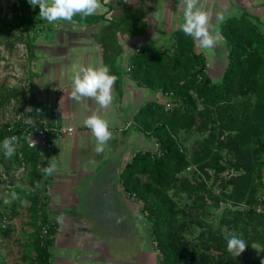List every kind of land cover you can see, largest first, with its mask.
I'll return each mask as SVG.
<instances>
[{
  "label": "trees",
  "instance_id": "16d2710c",
  "mask_svg": "<svg viewBox=\"0 0 264 264\" xmlns=\"http://www.w3.org/2000/svg\"><path fill=\"white\" fill-rule=\"evenodd\" d=\"M106 6L105 13L87 17L76 14L73 20L100 25L96 40L102 47L103 65L110 68V75L117 77L114 87L121 95L123 71L117 63L124 51L119 35L140 37L151 26L146 21L143 2L124 6L112 18L107 15L114 7ZM10 10V19L0 18V45L23 44L32 62L36 56L31 33L47 20L39 16V6L34 8L28 0H14ZM20 30L23 33H19ZM219 35L228 50L219 82H214L208 73L206 55L197 51L196 41L182 29L173 32L169 48L140 49L127 63V73L137 87L171 96L175 101L169 109L163 101H148L134 114L132 127L154 139L158 148L136 152L120 175L124 192L141 202V214L151 224L154 246L161 256L159 264H264V233L260 240L254 238L258 229L264 228V33L244 12L220 22ZM33 87L34 84L25 90L22 86L2 84L0 104L23 102L25 108L33 109L31 115H41L48 106L36 99ZM238 88L251 98L240 116L233 101ZM50 113L55 114L53 107ZM191 129L203 138L195 141L189 152L180 143L179 135ZM11 133L25 140L28 132L18 125L10 131L0 130V169L7 174L15 195L9 213L0 218V235L10 233L11 226L5 225V221L14 218L19 202L28 201L33 232L27 234L28 242L23 245L21 260L25 264H51L50 248L58 223L50 220L48 212L49 176L42 172L47 160L38 149L25 144L14 156L6 158L2 145ZM223 151L233 155L235 162L229 164V168L236 174L221 181V189L212 198V206L216 208L226 204L220 225L215 229L200 217L204 209L202 201L191 208H180L175 196H198L201 188L207 187L202 180L198 182L185 176V171L199 176L213 171L212 175L221 177L225 169ZM23 166L26 178L24 186L20 187L19 180L10 172ZM190 224L201 229L195 244L185 236ZM225 229L234 233L226 235ZM232 236L243 239L248 245L239 257L228 251L227 240ZM256 243L262 248L259 255L254 248Z\"/></svg>",
  "mask_w": 264,
  "mask_h": 264
},
{
  "label": "crops",
  "instance_id": "0c3cea01",
  "mask_svg": "<svg viewBox=\"0 0 264 264\" xmlns=\"http://www.w3.org/2000/svg\"><path fill=\"white\" fill-rule=\"evenodd\" d=\"M110 1L100 0V8L95 14L107 12L106 4ZM142 2L146 9V21L151 27L140 37L119 35V43L124 51L117 63L123 71L122 94L119 95L113 85V100L106 109L101 108L91 98H82L77 102L71 97L74 75L81 68L103 66L102 47L96 40L100 25L80 24L76 20L73 22L60 20L56 23L45 21L42 25L45 24L46 28L42 30L43 27L39 24L40 26L37 27L42 28L37 33H31L34 38L36 59L27 66L28 74L32 76L30 78L33 80L35 97L48 106L47 110L50 111V107L55 109V115L57 114L61 125L73 126L76 129L72 136L61 139L58 142V149L47 157L49 163L54 162L57 166V171L51 175L50 190L58 195V191L63 188V210L57 215L70 220L71 228L80 231L84 237L91 238L90 242L96 241L88 248H83L77 241L71 246V241H68L63 247L71 248L69 254H65L66 250L61 251L62 247L59 245L56 250L59 251L58 253L61 251L64 264H73V262L74 264H159L161 259L154 246L151 228L146 222L147 219L141 214V207L139 209L136 207L138 202L124 192L121 182L122 204L132 228L129 240L121 237L120 241L111 243L110 247L102 240L100 234L94 230L93 233L90 232L85 221L75 217L76 213H80V209L96 211L97 204L94 203L92 195L86 194L85 190L90 185V178L97 168L102 167L108 160L118 161L123 170L135 153H131L132 150L153 151L151 146L157 145L154 139L137 132L132 127V118L146 102L163 101L162 95L148 88L137 87L127 73V63L130 56L140 49L152 46L167 49L172 45L173 32L182 29L184 23V5L181 0H128L127 5L135 6ZM123 7L119 8L122 10ZM198 7L209 12L213 20L217 19L219 14L228 18L239 17L247 12L259 27H264V0H207L206 5L200 0ZM216 22H218L215 26L216 33H219L220 22L218 20ZM160 39H166L168 44L159 46ZM196 49L202 52L197 41ZM216 50V47L211 49L217 60ZM210 53H204L207 55V70L210 77L211 69L215 74L221 72L223 74L226 63L219 69L215 65L210 66L208 57ZM93 114L106 120L112 133L102 153L95 151L98 141L92 130L84 124L85 119ZM63 185L65 188L68 186L65 189ZM56 221L61 227L62 220ZM100 248H106L107 252ZM84 250H90L93 256L84 257L85 255H82ZM117 251L123 255L122 258L116 256ZM142 258H144L143 263H141Z\"/></svg>",
  "mask_w": 264,
  "mask_h": 264
},
{
  "label": "rangeland",
  "instance_id": "374dc122",
  "mask_svg": "<svg viewBox=\"0 0 264 264\" xmlns=\"http://www.w3.org/2000/svg\"><path fill=\"white\" fill-rule=\"evenodd\" d=\"M203 1H204V4L206 5L207 0H203ZM13 2L14 0H0V18L5 19V20L10 19L12 15L10 9L12 7ZM114 8H115L114 10L108 12L109 18L115 17L120 13L121 9L119 7L115 6ZM216 20H217L216 18L214 20L210 18V32L213 35L217 34L215 26L217 25L218 22H216ZM44 22L41 23V26L43 28L36 27L34 31H32V33L33 32L37 33V31L40 30L41 28L42 30L46 28L45 24L42 25ZM53 23H56V22H53ZM259 28L261 31H264V27H259ZM19 33H23V31L20 30ZM16 34L18 35V33ZM158 42H159L158 43L159 46L163 44H168V41L166 39H162V40L160 39ZM215 47L217 48L216 51L218 52L217 60L215 56L212 54V52L214 51H211V49ZM199 48L204 53L211 52L208 56L210 66L213 65L214 67L215 65L219 69V68H222L225 63H227V52H228L227 44L221 38H219L214 44V46L211 47L210 49H203L200 47V45H199ZM30 63L31 62H29L28 60V56L25 52V46L23 44H16L15 47H10L4 44L0 45V86L2 84H6L8 87L22 86L23 88H25V90L31 89L33 80L30 77L32 76L28 74L29 79H23V74H22V72L26 70V67H28ZM210 74L214 82H219L222 78L221 75H223L222 72L215 74V72H213V69L210 70ZM162 99H163V102H165V104L166 103L169 104L170 108L173 107L175 104L174 99H172L171 97L167 98L164 95L162 96ZM233 101L237 105L236 111L238 115L240 116L243 112V109L251 101V98L244 91H242L241 88H238L233 95ZM25 109L26 108L23 102L11 101L9 104H5V105L0 104V130H3L4 128L7 129L9 126H11V124L14 123V116L16 114L23 112ZM239 121H244V118H241V119L239 118ZM201 138L203 137L199 133L194 131L193 129L187 130V131H181L179 135L180 143L189 152L192 151V146L194 142ZM140 148H143V147H140ZM152 148L154 149L153 151H156L158 148V145L155 144L154 147L151 146V149ZM137 150L138 149H134L132 150L131 153L133 152L136 153ZM222 155H223V163L225 165V169L221 177L212 175L213 171H210L209 174L207 175L202 173L200 175L201 177L192 171H185L183 173L185 176L189 178H194L198 182L202 180V182L206 183L208 188L202 187L201 194L198 196L197 195H185V194H180V195L175 196V199L177 200L178 206L180 208H191L193 204L202 201L204 204V209L202 210L200 217L208 226L213 227L215 229L218 228L220 225L223 208L226 206V204H222L220 208H216L212 206V203H211L212 198L221 189V186H220L221 181L226 180L229 177L236 174V173H231L232 171L229 168V164H232L235 162L233 155H229L225 151H223ZM48 164L49 162L46 161L45 167L48 166ZM25 175H26V172H24L20 176L19 174L18 176H15V179L19 177L18 178L19 182L17 183V185H19L20 187L24 186L23 179L26 178ZM51 184H52V176H49L47 188H48V196L50 197V205H49L48 212H49L50 220L52 222H57L56 221L58 220L57 218H62L58 216L57 214L59 213L60 210H63V204H64L62 200V197L64 196L63 191H62L63 188L58 191L57 193L58 195H55L50 190L52 189ZM9 186L10 188H8ZM62 187L65 188V185H63ZM11 188H13V185H11L9 181L3 182L0 180V218L2 214L9 213L10 206L12 202L14 201L15 195L13 194L14 192L11 191ZM141 205H142L141 202H138V205H136V207L139 209ZM28 207H29L28 201L19 202L16 207L14 218L11 221H5V225L11 226V231L10 233L4 236L0 235V264H25L21 260L23 245L26 242H28L27 234L33 232V227L31 226L32 219H31V214L29 212ZM146 222L149 225V228H151L150 222L148 220H146ZM70 225H71L70 220L64 219V218H62L61 227L58 224V233L56 237H54L53 243L50 248L51 264H64L61 251L66 250L65 254L70 253L71 248L63 247L64 243H67L68 241H71V246L74 241H77L78 244L82 246L83 248H88L91 246L92 243L93 244L96 243V241L90 242L92 240L91 238L84 237L80 231L72 229ZM200 232H201V229L199 228L198 225L190 224L188 226V229L185 232V236L190 242L195 244L197 242ZM233 233H234L233 231L225 229L226 235H231ZM263 233H264V228L262 229L259 228L254 238L256 240H260ZM59 245H61L62 247V250L60 251V253H58L59 251L56 250ZM254 248L257 250V254L259 255L262 250L261 246L256 243L254 244ZM100 249L101 250L103 249L102 251L107 252V250H105L106 248H100ZM102 251H101L102 253L101 255L103 256ZM90 252H91L90 250H86V251L84 250L82 252V255L84 254L85 255L84 257H91L93 255L90 254ZM116 256L118 258L123 257V255L118 253V251L116 252ZM143 262H144V258H142L141 260V263Z\"/></svg>",
  "mask_w": 264,
  "mask_h": 264
},
{
  "label": "clouds",
  "instance_id": "9594fccd",
  "mask_svg": "<svg viewBox=\"0 0 264 264\" xmlns=\"http://www.w3.org/2000/svg\"><path fill=\"white\" fill-rule=\"evenodd\" d=\"M28 2L34 8L39 6V16L49 23L60 20L73 22V17L76 14L87 17L95 14L100 8V0H28ZM181 3L184 5V23L181 26L184 34L192 37L203 49L213 47L220 37L219 33L213 35L210 32L211 14L198 7L200 0H181ZM224 19L223 14L217 16L219 22H223ZM109 73L110 68L107 65L99 68H81L74 75V87L71 97L77 102L82 98H91L101 108H108L113 100L112 88L117 79L115 75H110ZM25 111L32 112L33 109L29 106ZM25 123L34 124V121L28 119ZM84 124L92 130L98 141L95 151L102 153L107 141L112 137L108 122L93 114L85 119ZM18 140L19 138L16 136L4 139L2 147L6 158H11L16 154ZM56 171L57 166L54 162L49 163L48 166L42 169L43 174L46 176H51ZM57 219L58 222L62 220V218ZM247 247L246 242L236 236H232L227 240L228 251L235 257H239Z\"/></svg>",
  "mask_w": 264,
  "mask_h": 264
},
{
  "label": "flooded vegetation",
  "instance_id": "af4514ba",
  "mask_svg": "<svg viewBox=\"0 0 264 264\" xmlns=\"http://www.w3.org/2000/svg\"><path fill=\"white\" fill-rule=\"evenodd\" d=\"M121 172L118 161L107 160L102 167L97 168L85 190L97 204L96 211L80 209V213L75 214L77 219L86 222L90 232L94 230L100 234L110 247L111 243L120 241L121 237L129 240L132 234L131 224L122 204Z\"/></svg>",
  "mask_w": 264,
  "mask_h": 264
},
{
  "label": "built area",
  "instance_id": "2783aa9c",
  "mask_svg": "<svg viewBox=\"0 0 264 264\" xmlns=\"http://www.w3.org/2000/svg\"><path fill=\"white\" fill-rule=\"evenodd\" d=\"M22 74L23 79L28 78V67H26V70L22 72ZM165 96L167 98L171 97L168 95ZM165 105L166 108H170L169 104L166 103ZM28 119L33 120L34 124L25 123V121ZM15 125H18L20 129H26V131L28 132L25 140L16 133H11L9 135V138L12 136H16L19 138L16 151L17 149H20L23 144H25L28 148L38 149L45 160H47L49 154L58 149V142L61 139L67 136H72L76 131L73 126L65 127L61 125L59 123L57 114H51L49 110H45L41 115H38L36 117L31 115L30 112H26L24 110L23 112L14 116V123L11 124V126H9L7 130L10 131ZM25 171L26 169L23 166L17 170H11L10 173L15 178V176H18V174L20 176ZM0 172V180L3 182H8L7 174L3 170H1ZM8 188H10V186ZM44 233L47 234V229H44Z\"/></svg>",
  "mask_w": 264,
  "mask_h": 264
},
{
  "label": "water",
  "instance_id": "95a60500",
  "mask_svg": "<svg viewBox=\"0 0 264 264\" xmlns=\"http://www.w3.org/2000/svg\"><path fill=\"white\" fill-rule=\"evenodd\" d=\"M128 4V0H111L109 2V5L115 7V6H118V7H123L125 5Z\"/></svg>",
  "mask_w": 264,
  "mask_h": 264
}]
</instances>
